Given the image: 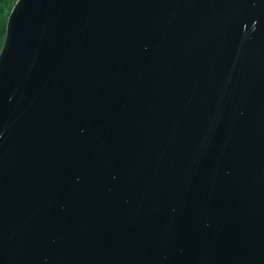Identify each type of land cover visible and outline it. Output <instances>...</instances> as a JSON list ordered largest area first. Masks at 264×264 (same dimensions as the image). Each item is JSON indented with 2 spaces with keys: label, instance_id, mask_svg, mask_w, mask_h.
Segmentation results:
<instances>
[{
  "label": "water",
  "instance_id": "95a60500",
  "mask_svg": "<svg viewBox=\"0 0 264 264\" xmlns=\"http://www.w3.org/2000/svg\"><path fill=\"white\" fill-rule=\"evenodd\" d=\"M0 264H264V0H17Z\"/></svg>",
  "mask_w": 264,
  "mask_h": 264
},
{
  "label": "trees",
  "instance_id": "16d2710c",
  "mask_svg": "<svg viewBox=\"0 0 264 264\" xmlns=\"http://www.w3.org/2000/svg\"><path fill=\"white\" fill-rule=\"evenodd\" d=\"M16 2L17 0H0V52L6 37L8 18Z\"/></svg>",
  "mask_w": 264,
  "mask_h": 264
}]
</instances>
